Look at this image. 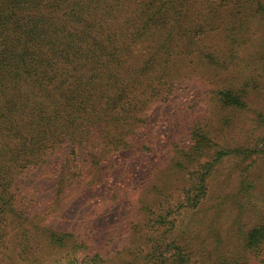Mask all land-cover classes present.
<instances>
[{
  "label": "trees",
  "instance_id": "trees-1",
  "mask_svg": "<svg viewBox=\"0 0 264 264\" xmlns=\"http://www.w3.org/2000/svg\"><path fill=\"white\" fill-rule=\"evenodd\" d=\"M259 64L264 0H0V264H106L87 225L115 190L138 193L143 179L140 264L259 258L264 217L210 263L191 262L175 233L215 164L264 154L214 142L247 109ZM160 106L185 116L165 141L157 136L170 133L151 128ZM39 168L49 187L28 194Z\"/></svg>",
  "mask_w": 264,
  "mask_h": 264
},
{
  "label": "rangeland",
  "instance_id": "rangeland-1",
  "mask_svg": "<svg viewBox=\"0 0 264 264\" xmlns=\"http://www.w3.org/2000/svg\"><path fill=\"white\" fill-rule=\"evenodd\" d=\"M257 77V91L247 101V109L235 112V122L232 127L217 135L214 142L220 145L232 146L245 141L252 148L264 151V126L257 119L256 113L264 114V67L259 64ZM179 108L153 107L152 129L160 133H170L165 138L176 137L182 131L181 123L185 120ZM188 123V119H187ZM181 125V126H180ZM223 120H218L217 129L224 127ZM224 141H222V139ZM221 141V142H219ZM166 143H163V147ZM162 147V148H163ZM216 148V147H215ZM49 170L39 168L33 170L23 188L28 194H33L37 189L47 190L50 184ZM184 178L185 180H187ZM245 180L249 189L242 192L240 183ZM173 183V180L171 181ZM148 181L139 182L135 193L132 188L115 190L112 200L104 211L95 210L94 221L87 227L91 231L90 243L93 248L103 250L108 255L106 264H140L138 253L144 247L145 221L149 214L139 211L140 201L149 203V196L142 198V189ZM179 185L174 184L173 187ZM142 190V191H141ZM26 194V193H25ZM44 193L41 197H46ZM103 196V194H102ZM46 199V198H44ZM174 202H171V207ZM142 206V205H141ZM79 213L73 212L71 220H76ZM264 217V154H255L250 159L228 158L215 164L207 180L205 196L194 208L183 209L176 215L175 233L188 243L193 263H210L215 251L229 250L230 245L237 246V232L245 231L249 226L256 224ZM170 219V217H169ZM264 256V253L261 254ZM251 258L247 264H263L262 257ZM200 261V262H199ZM197 264V263H196Z\"/></svg>",
  "mask_w": 264,
  "mask_h": 264
}]
</instances>
